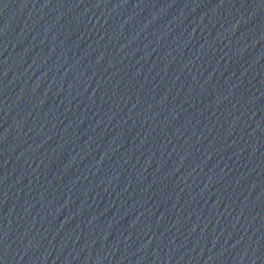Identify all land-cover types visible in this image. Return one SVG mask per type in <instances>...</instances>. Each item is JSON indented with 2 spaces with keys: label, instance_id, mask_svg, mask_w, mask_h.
I'll list each match as a JSON object with an SVG mask.
<instances>
[{
  "label": "water",
  "instance_id": "water-1",
  "mask_svg": "<svg viewBox=\"0 0 264 264\" xmlns=\"http://www.w3.org/2000/svg\"><path fill=\"white\" fill-rule=\"evenodd\" d=\"M0 264H264V0H0Z\"/></svg>",
  "mask_w": 264,
  "mask_h": 264
}]
</instances>
